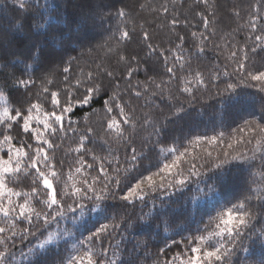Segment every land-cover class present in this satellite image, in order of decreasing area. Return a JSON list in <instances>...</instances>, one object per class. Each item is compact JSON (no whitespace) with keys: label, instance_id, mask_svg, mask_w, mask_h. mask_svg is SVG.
Here are the masks:
<instances>
[{"label":"trees","instance_id":"1","mask_svg":"<svg viewBox=\"0 0 264 264\" xmlns=\"http://www.w3.org/2000/svg\"><path fill=\"white\" fill-rule=\"evenodd\" d=\"M22 2L23 8L20 6ZM119 9L125 11L122 18L116 15ZM253 16L259 17L255 33L248 23ZM21 24L23 27H17ZM40 24L43 27H38ZM118 26L130 34V39L120 45L111 39ZM145 32L150 37L147 41L144 40ZM262 33L264 0H39L38 4L31 0H0V85L7 81L11 86L16 78L27 79L28 76L23 75L26 65L32 66L29 73L36 80L30 95L39 92L38 77L48 75L53 80L48 87L55 90L57 87L65 89L75 84L77 78L83 80L92 73L96 82L108 88L109 93L118 91L123 95L137 122L134 131L125 133L129 137L127 141L115 133L107 135L102 126L105 118L103 92L90 107L75 109L71 114L73 130L52 138L58 145L54 152L56 159L63 162V172L71 171V179L65 176L69 191H72L71 185L79 186L82 179V175L75 172L79 165L75 164L77 154L71 149L77 146L88 127L94 132L86 142L89 149L86 159L92 163L91 156L95 154L105 161L111 160L112 168H119V176L115 171L110 175L113 179H121L122 188L125 186V169L132 167L131 148H135L136 155L141 157L137 164L139 171L143 172L149 167L155 171L154 166L165 161L167 150L173 147L181 152L187 150L181 161L185 174L189 166L195 164V170L202 173L198 186L205 191L206 185L215 188L211 199H200L195 204L191 201L197 187L194 182L193 192L175 191L172 194L170 191L162 196L159 191H149L145 201L137 200L134 205L118 207L116 210L120 216L131 226H122L104 237L102 247L108 250V260L116 264H165L177 252L184 251V245L178 247L173 240L201 234L207 236L219 231V220L209 223L210 219L219 211H227L245 195H252L249 210L256 232L238 246L231 264H261L264 261V242L256 238L264 229V206H261L264 199H257L258 196L264 198V160H261L264 153L256 150L259 136L253 138L247 130L239 131L245 120L261 122L264 93L244 85L238 89V95L223 92L224 81L237 82L244 78L243 72L234 70L237 62L243 61L245 50L247 70L264 71V45L256 47L254 39H249ZM148 45L157 52H166L167 64L162 58L158 59ZM253 47H256L255 51H252ZM233 51L237 53L234 58L231 57ZM118 53L129 59L135 57L132 67L136 71L131 79V89L123 78L126 64L118 63ZM177 55L183 59L174 62ZM33 56L35 60L29 58ZM169 66L174 67L175 75L167 73ZM64 67L71 68L66 74L68 84L64 82ZM225 69L230 74L228 77L221 75L220 81H211L215 72L223 73ZM105 70L112 71L115 79L106 77ZM196 72L203 74L208 86L189 85L194 88L191 96L180 92L185 81L194 80ZM117 81L119 89L115 88ZM144 87L148 88L147 92ZM135 90L141 91L139 97L133 94ZM24 91L20 89V92ZM12 95H17L14 89ZM181 105L184 110L177 115V108ZM2 107L0 103V110ZM36 119H43L42 112H33V120ZM145 120L149 123L145 124ZM34 126L42 128V125ZM220 133H223V143L197 142L198 137H219ZM241 139H252V142L237 143ZM229 143L232 148L227 147ZM209 151L211 157L207 156ZM225 151L229 158L244 154L254 156V159L246 163L234 161L222 170L213 171L212 166L225 159ZM99 164L100 160H97L96 165ZM92 175L96 173L92 172ZM16 183L23 191L30 190L25 186L31 184L30 178H22ZM119 195L117 192V197ZM68 203H72L71 199ZM110 203L123 204L118 199ZM36 208L39 211L42 206L36 205ZM145 215L146 219H139ZM96 220L95 215L74 219L68 213L50 225L41 221L32 228L35 236L23 241L17 238L15 246L10 248L7 264H63L72 244L88 235L86 229L92 228ZM220 226L224 227L223 224ZM65 230L71 236H62L43 249L32 251L47 239L49 233H63ZM96 247L99 250L101 246Z\"/></svg>","mask_w":264,"mask_h":264},{"label":"snow or ice","instance_id":"2","mask_svg":"<svg viewBox=\"0 0 264 264\" xmlns=\"http://www.w3.org/2000/svg\"><path fill=\"white\" fill-rule=\"evenodd\" d=\"M32 3H39V0H31ZM24 7V2L21 3ZM167 12V8L164 9ZM117 17L125 16V11L119 9ZM238 15V13H237ZM259 17L253 16L249 20V27L255 33L258 30ZM176 21L173 20V24ZM23 27V25H17ZM38 27H43L42 24ZM207 27V23H205ZM195 35V33L193 34ZM111 39L120 45L123 41L130 39V34L126 29L119 26L112 32ZM147 32L144 33V40H149ZM183 41V37L179 38ZM256 47L264 45V33L257 34L254 37ZM152 52L157 54L158 59H163L165 64L168 61L166 52H157L152 45H148ZM179 47V45L177 46ZM253 47L252 51L256 50ZM203 52V48L200 49ZM237 53L233 51L231 57H236ZM35 60L36 57H29ZM183 59L182 56L174 57L176 60ZM135 57L129 59L126 55L118 53V63L126 64L127 87L131 89V79L136 69L132 67ZM247 53L243 61L237 62L235 72H243L244 78L237 82L224 81L223 92L229 95H238V89L244 85L247 87H255L258 92L264 93V71L247 70ZM31 65H26L23 75H27V79L16 78L11 86L5 81L0 85V103L3 104L0 110V264H7V258L11 255L10 248L15 246L17 238L21 241L36 233L32 228L41 221L44 225H50L58 218L66 216L68 213L73 215L74 219H83L95 215L97 220L93 227L86 229L88 235L82 239H77L71 247L69 256L64 260L63 264H116L113 260H108V250L103 248L104 237L111 235V232L123 227H130L128 220L120 216L116 210L118 207H127L134 205L137 200L143 202L149 193L159 191L162 196H166L170 191L181 193L193 192V183L197 184L194 194L191 196L193 204L200 199H211L215 194V188L206 185L207 191L200 188L199 173L195 164H191L185 170L181 167V161L184 159L187 150L179 151L178 148H170L167 150L165 161L155 165V171L151 167L143 172L139 171L137 161L141 159L136 155L135 148H131V169H125L124 183L121 187V179H113L110 175L111 171H115L119 176V168H112V161H105L103 158L97 157L95 154L91 156L92 163H89L86 156L89 154L86 142L91 139L94 129L88 127L86 134L81 135L79 142L74 149L77 156L75 164V172L82 175L79 186L71 185L72 191H69L68 179H71V171L63 172V162L58 161L55 157V144L53 137L59 138L58 134H67V131L73 130V121L71 114H74L76 108L90 107L97 96L104 93L103 110L105 118L103 128L107 135L115 133L118 138L125 141L129 137L125 136L126 132L134 131L137 122L134 121L127 103L124 101L123 95L118 91L109 93V89L101 83H97L92 73H88L81 80L76 79L75 84H71L65 89L57 87L52 90L48 85L53 84V80L48 75L38 77L40 80L39 92L30 95L32 88L36 86V80L29 73ZM183 67V65H181ZM38 70V69H37ZM71 71L70 67H64L63 73L65 84L69 83V77L66 75ZM168 74L175 75L174 67L166 68ZM104 75L109 78L114 77L112 71L105 70ZM228 77L230 74L225 69L223 73L217 71L212 77V82L220 81V77ZM195 84L199 87H207L208 84L201 72L194 74V80L185 81V86L179 88V91L189 96L193 95L194 88L189 85ZM160 87L159 84L156 85ZM115 88L119 89V82L115 84ZM17 95H12V90ZM24 89V92H20ZM81 89H83L81 91ZM147 92L148 88L144 87ZM133 94L137 97L141 95V91L135 90ZM35 96V99H33ZM45 105H48L46 108ZM183 105L177 108L176 114L182 112ZM42 112L43 119L33 120V112ZM94 111V110H93ZM87 113L85 114V120ZM145 124L149 123L147 120ZM42 125V128L35 127ZM247 130L252 134L253 138L259 136L256 141V150L264 153V117L261 122L256 120H245L244 125L239 129L240 132ZM159 133V130H156ZM223 133L219 137L213 136L198 137L197 142L204 141L209 145L223 143ZM252 139H241L237 143H251ZM228 148L233 145L229 143ZM212 153L207 152V156L211 157ZM225 159L220 160L212 166V170H222L223 167L234 161L246 163L253 157H247L244 154L229 158V153L224 152ZM100 160L97 166L96 161ZM264 160V155H261ZM119 164V159L116 158ZM71 170V165L69 166ZM201 167H204L202 164ZM95 172L96 175H92ZM135 174H132V173ZM67 176L68 179H65ZM22 178H30L31 184L25 185L30 190L25 192L20 188V184L16 183ZM19 189V190H18ZM115 189V190H114ZM117 192L120 195L117 197ZM16 197L15 200L12 198ZM71 199L72 203H68ZM122 201V205L110 203L115 200ZM258 200L264 198L257 197ZM252 195H245L243 199L232 204L227 211H219L215 217L209 221L219 220L217 224L219 231L209 233L207 236L203 234L199 236L185 237L180 241L173 240L172 243L178 247L184 245V251L177 252L165 264H231V257L236 252L238 246H242L245 239H250L251 235L256 232L252 226L253 216L249 210ZM36 205H41V210H37ZM261 206H264L262 203ZM147 215V214H146ZM146 215L140 217V220L146 219ZM87 222V221H85ZM223 224L224 227L220 225ZM98 225V226H97ZM207 228V226H206ZM43 235V233H41ZM83 235V234H82ZM62 236H71L67 230L63 233H49L47 239L40 242L32 251L45 248L54 240ZM215 236V240H213ZM264 242V229H261L256 237ZM96 245L101 247L97 250ZM164 251L163 249L161 250ZM104 257L105 259H100ZM264 264V261L261 262Z\"/></svg>","mask_w":264,"mask_h":264}]
</instances>
